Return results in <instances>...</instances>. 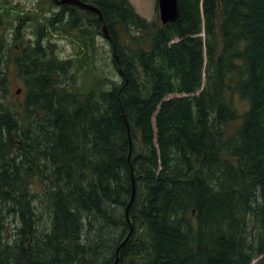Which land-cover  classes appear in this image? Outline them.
<instances>
[{
  "label": "trees",
  "instance_id": "1",
  "mask_svg": "<svg viewBox=\"0 0 264 264\" xmlns=\"http://www.w3.org/2000/svg\"><path fill=\"white\" fill-rule=\"evenodd\" d=\"M47 1L1 109L0 264H264V0H178L167 24ZM98 33L120 79L87 68Z\"/></svg>",
  "mask_w": 264,
  "mask_h": 264
},
{
  "label": "flooded vegetation",
  "instance_id": "2",
  "mask_svg": "<svg viewBox=\"0 0 264 264\" xmlns=\"http://www.w3.org/2000/svg\"><path fill=\"white\" fill-rule=\"evenodd\" d=\"M6 1L9 12L5 9L6 5L0 7V42L2 43L0 44L2 49L0 51V115L4 113L1 109L5 107L8 101L15 106V110L16 108L19 111L23 109L22 106L26 99V80L21 76L20 65L29 58L28 53L34 50L38 39L37 32L33 30V18L36 16V12L28 14L29 12H24L23 6L13 5L11 0ZM42 1L38 0L37 3L39 4ZM54 2H57V0H54ZM71 11L67 10L68 18L71 17ZM48 29L47 27L42 35V42L49 41ZM13 82L20 85L15 93L12 92L11 85ZM4 83L8 84L9 87L8 85L3 86ZM2 87L5 89L8 87V91L3 92Z\"/></svg>",
  "mask_w": 264,
  "mask_h": 264
},
{
  "label": "rangeland",
  "instance_id": "3",
  "mask_svg": "<svg viewBox=\"0 0 264 264\" xmlns=\"http://www.w3.org/2000/svg\"><path fill=\"white\" fill-rule=\"evenodd\" d=\"M37 1L38 0H11L13 5L19 4L23 6L24 12H29L28 14H33L32 12H35V10L44 8V10L42 11V15H45L47 9L49 8L48 1L43 0L40 4H38ZM129 1L133 5L135 10L146 19L152 20L159 16V12L157 10V0ZM52 10L57 9L51 8L49 12L50 16H53ZM33 27L34 32H36L37 25L35 22ZM94 39V42L90 43L89 49L87 50L89 53V60H87V63L91 65V67L87 68H93L98 74H107L109 75V77L113 76L120 79V77L117 75L118 70L115 68L111 61L114 53L110 41H108L102 34L99 33L94 37ZM55 42L57 45L56 49H58V52L62 58H71L81 55L79 46L77 45L76 47H74L73 42L70 41L69 37H65L64 35H55ZM92 45L95 46V49L91 47ZM84 72L85 71H82L81 77ZM11 86L12 92L15 93L20 85H16L15 82H13Z\"/></svg>",
  "mask_w": 264,
  "mask_h": 264
},
{
  "label": "water",
  "instance_id": "4",
  "mask_svg": "<svg viewBox=\"0 0 264 264\" xmlns=\"http://www.w3.org/2000/svg\"><path fill=\"white\" fill-rule=\"evenodd\" d=\"M58 3L62 5H75L82 9L95 12L99 14L101 20L103 19L100 9L97 6H95L94 4L87 3L83 0H60L58 1ZM158 7H159V16L163 24L175 22L180 16L178 0H158ZM103 32L105 35L108 36V32L105 25L103 26ZM134 195H135V184H134V193L130 203L128 204V209L133 203ZM130 235L131 233L129 234L128 238L125 241L129 239ZM117 262H118V258L114 264H117Z\"/></svg>",
  "mask_w": 264,
  "mask_h": 264
},
{
  "label": "bare ground",
  "instance_id": "5",
  "mask_svg": "<svg viewBox=\"0 0 264 264\" xmlns=\"http://www.w3.org/2000/svg\"><path fill=\"white\" fill-rule=\"evenodd\" d=\"M178 5H179V3H178ZM106 6V5H105ZM116 7V6H115ZM100 9V8H99ZM92 12V11H91ZM77 30V29H76ZM88 35V34H87ZM86 36V35H85ZM90 36V35H89ZM245 39V38H244ZM263 39V38H262ZM88 40V39H87ZM85 43V42H84ZM51 52V51H50ZM52 53H53V51H52ZM251 58V57H250ZM162 67V66H161ZM197 67V66H196ZM164 69V68H163ZM161 70V69H160ZM158 71V70H157ZM156 72V71H155ZM162 73V72H161ZM168 73V72H167ZM154 74V73H153ZM160 74V73H159ZM122 75V74H121ZM166 75V74H165ZM141 77V76H140ZM173 77V76H172ZM157 78V77H156ZM132 79H133V77H132ZM161 79V78H160ZM135 80V79H134ZM146 80V79H145ZM153 80V79H152ZM157 80V79H156ZM175 80V79H174ZM183 80V79H182ZM164 83V82H163ZM137 84V83H136ZM148 84V83H147ZM138 85V84H137ZM140 86V85H139ZM145 86V85H144ZM150 86V85H149ZM148 86V87H149ZM137 87V86H136ZM152 87V86H151ZM169 88V87H168ZM185 89V88H184ZM143 90V89H142ZM181 90V89H180ZM182 90H183V88H182ZM177 91V90H176ZM137 92H139V91H137ZM142 94V93H141ZM149 94V93H148ZM179 103H181V102H179ZM189 103H190V101H189ZM10 110V109H9ZM10 113V112H9ZM10 116V115H9ZM6 117V116H5ZM3 119V118H2ZM6 119V118H5ZM10 119V118H9ZM35 120V119H34ZM31 122V121H30ZM37 122V121H36ZM41 122V121H40ZM7 125V124H6ZM41 127V126H40ZM125 127H126V125H125ZM8 128V127H7ZM129 129H131V128H129ZM3 130V129H2ZM32 131V130H31ZM125 132V131H124ZM134 132V131H133ZM32 133V132H31ZM132 133V132H131ZM48 135V134H47ZM124 135V134H123ZM205 135V134H204ZM4 136V135H3ZM26 136V135H25ZM49 136V135H48ZM27 137V136H26ZM36 137V136H35ZM126 137V136H125ZM46 138V137H45ZM33 139V138H32ZM37 140V139H36ZM50 141V140H49ZM44 144V143H43ZM115 144V143H114ZM117 144V143H116ZM119 144V143H118ZM210 144V143H209ZM179 148V147H178ZM42 150V149H41ZM170 152V151H169ZM177 152V151H176ZM43 153V152H42ZM39 154V153H38ZM41 155V154H40ZM1 157V156H0ZM4 157V156H3ZM153 158H154V156H152ZM169 158V157H168ZM8 160V159H7ZM152 161V160H151ZM155 162V161H154ZM2 163V162H1ZM169 163V162H168ZM12 164V163H11ZM178 164V163H177ZM189 165V164H188ZM141 166V165H140ZM169 166V165H168ZM142 169V168H141ZM146 169V168H145ZM21 170V169H20ZM149 171V170H148ZM20 172V171H19ZM164 172V171H163ZM11 173V172H10ZM146 173V172H145ZM3 174V173H2ZM207 176V175H206ZM5 177V176H4ZM155 177V176H154ZM182 177V176H181ZM6 178V177H5ZM146 178H148V177H146ZM21 179V178H20ZM150 179V178H149ZM159 179V178H158ZM5 180V179H4ZM8 180L9 179H7V182H8ZM122 180V179H121ZM150 180H152V179H150ZM123 181V180H122ZM4 182H6V181H4ZM119 182V181H118ZM125 182V181H124ZM148 182V181H147ZM8 185H10V187H11V183H9ZM19 187V186H18ZM16 188V187H15ZM20 188V187H19ZM109 188H110V186H109ZM132 188V187H131ZM1 189H2V187H1ZM111 189V188H110ZM113 189V188H112ZM5 190V189H4ZM115 190V189H114ZM189 190V189H188ZM175 191V190H174ZM108 192V191H107ZM110 192V191H109ZM114 192V191H113ZM24 194V193H23ZM35 195V194H34ZM99 196V195H98ZM103 196V195H102ZM185 196V195H184ZM98 198V197H97ZM111 198V197H110ZM99 199V198H98ZM32 200H33V198H32ZM187 200H189V199H187ZM228 200V199H227ZM2 201V200H1ZM12 201V200H11ZM119 201V200H118ZM150 201V200H149ZM58 202V201H57ZM121 202V201H120ZM11 203V202H10ZM14 203V202H13ZM27 203V202H26ZM30 203V202H29ZM50 203V202H49ZM93 203V202H92ZM116 203V202H115ZM56 204V203H55ZM151 204V203H150ZM181 205H182V203H180ZM24 205V204H23ZM52 205V204H51ZM54 205V204H53ZM90 205V204H89ZM93 205H94V203H93ZM48 206V205H47ZM183 206V205H182ZM7 207V206H6ZM16 207V206H15ZM30 207V206H29ZM34 207V206H33ZM64 207V206H63ZM80 207V206H79ZM87 207V206H86ZM225 207V206H224ZM24 208V207H23ZM187 208V207H186ZM62 209V208H61ZM88 209V208H87ZM170 209V208H169ZM168 209V210H169ZM194 209V208H193ZM1 210V209H0ZM20 210V209H19ZM29 210V209H28ZM79 210V209H78ZM10 211V210H9ZM128 211H129V209H128V206H127V215H128ZM210 211V210H209ZM30 212V211H29ZM80 212V211H79ZM171 212V211H170ZM23 213V212H22ZM41 213V212H40ZM54 213H56V212H54ZM56 214H58V213H56ZM2 215V214H1ZM29 215V214H28ZM59 215V214H58ZM60 216V215H59ZM58 216V217H59ZM63 216V215H62ZM67 216V215H66ZM1 217V216H0ZM2 218V217H1ZM59 219V218H58ZM68 219H70V218H68ZM182 219V218H181ZM203 219V218H202ZM13 220V219H12ZM22 220V219H21ZM44 220V219H43ZM65 220H67V219H65ZM15 221V220H14ZM32 221H34V220H32ZM21 222V221H20ZM68 222V221H67ZM128 222V221H127ZM180 222V221H179ZM2 224V223H1ZM33 224H34V222H33ZM58 224V223H57ZM64 224V223H63ZM166 224V223H165ZM229 224V223H228ZM70 225V224H69ZM74 225V224H73ZM72 225V226H73ZM79 225V224H78ZM178 225V224H177ZM33 226V225H32ZM63 226V225H62ZM75 226V225H74ZM1 227V226H0ZM75 228V227H74ZM127 228V227H126ZM226 228V227H225ZM52 229H54V228H52ZM20 230V229H19ZM55 230V229H54ZM75 230V229H74ZM29 231H30V229H29ZM56 231V230H55ZM63 231V230H62ZM66 231V230H65ZM70 232V231H69ZM73 232H75V231H73ZM158 232V231H157ZM61 233V232H60ZM25 234H26V232H25ZM32 234V233H31ZM37 234V233H36ZM52 234V233H51ZM58 234V233H57ZM56 234V235H57ZM67 234V233H66ZM66 234H65V236H66ZM77 234V233H76ZM79 234V233H78ZM48 235V234H47ZM61 235V234H60ZM73 236V235H72ZM36 237V236H35ZM48 237H50V236H48ZM76 237V236H75ZM133 237V236H132ZM46 238V237H45ZM121 238H122V236H121ZM23 239V238H22ZM52 239V238H51ZM59 239V238H58ZM57 239V240H58ZM60 239H62V238H60ZM247 239V238H246ZM13 240V239H12ZM25 240V239H24ZM69 240V239H68ZM49 241V240H48ZM47 241V242H48ZM26 243V242H25ZM33 243V242H32ZM46 243V242H45ZM165 245V244H164ZM4 246H5V243H4ZM158 246V245H157ZM234 247V246H233ZM33 248V247H32ZM132 249V248H131ZM203 249V248H202ZM31 250V249H30ZM38 250V249H37ZM164 250V249H163ZM27 251V250H26ZM159 253V252H158ZM38 254V253H37ZM52 254V253H51ZM135 255V254H134ZM10 257V256H9ZM41 257V256H40ZM114 259V258H113ZM6 260V259H5ZM20 260V259H19ZM115 260V259H114ZM111 261V260H110Z\"/></svg>",
  "mask_w": 264,
  "mask_h": 264
}]
</instances>
